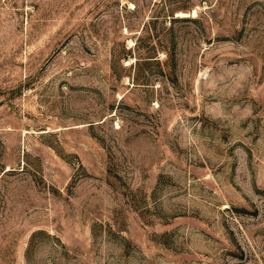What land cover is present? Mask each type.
<instances>
[{
	"label": "rangeland",
	"instance_id": "obj_1",
	"mask_svg": "<svg viewBox=\"0 0 264 264\" xmlns=\"http://www.w3.org/2000/svg\"><path fill=\"white\" fill-rule=\"evenodd\" d=\"M0 264H264V0H0Z\"/></svg>",
	"mask_w": 264,
	"mask_h": 264
},
{
	"label": "trees",
	"instance_id": "obj_2",
	"mask_svg": "<svg viewBox=\"0 0 264 264\" xmlns=\"http://www.w3.org/2000/svg\"><path fill=\"white\" fill-rule=\"evenodd\" d=\"M134 79V78H133Z\"/></svg>",
	"mask_w": 264,
	"mask_h": 264
}]
</instances>
